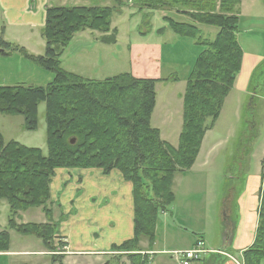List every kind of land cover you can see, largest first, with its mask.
Returning <instances> with one entry per match:
<instances>
[{
    "label": "trees",
    "instance_id": "16d2710c",
    "mask_svg": "<svg viewBox=\"0 0 264 264\" xmlns=\"http://www.w3.org/2000/svg\"><path fill=\"white\" fill-rule=\"evenodd\" d=\"M133 1L140 14L147 9L188 17L190 23H178L170 17H164V22L177 36L197 41L203 49L183 95L184 124L178 148L164 141L160 130L152 127L157 85L176 79H138L125 73L93 81L62 68V58L83 33L88 32L106 46H118V31L112 24L119 7H48L46 26L41 32L45 41L41 56L31 55L26 49L5 42L3 35L0 37V55L19 53L54 75L46 87L0 86V115L21 116L25 130L37 132L39 107L45 104L48 132L45 156L39 149L6 142L0 130V202H6L10 209V229L38 238L55 261L66 256L68 247L52 209L51 186L56 171L101 170L106 176L117 171L133 186L135 236L114 250L127 252L131 264H149L142 255L141 241L146 239L150 248L155 246L160 215L172 213L175 204L176 177L186 175L195 166L206 135L220 120L226 99L242 71L244 52L238 34L243 0ZM113 2L119 6L121 0ZM150 22L149 15L144 16V25ZM199 26L219 32L213 40H202ZM263 67L264 64L255 71V78ZM260 99H251L249 115ZM233 195L234 192L229 199L235 211L237 196ZM33 208L42 209L48 222L19 225L21 214ZM232 234L226 228L227 242L232 241ZM9 250V233H1L0 252ZM263 263L264 173L255 241L243 253V264Z\"/></svg>",
    "mask_w": 264,
    "mask_h": 264
},
{
    "label": "rangeland",
    "instance_id": "374dc122",
    "mask_svg": "<svg viewBox=\"0 0 264 264\" xmlns=\"http://www.w3.org/2000/svg\"><path fill=\"white\" fill-rule=\"evenodd\" d=\"M84 6L116 7V9L119 7L118 12L113 15L112 24V27L118 31L119 44L113 48L104 44H93L88 32L81 34L76 37L77 40L62 58V68L93 81H103L123 73L131 74L138 79L162 81L176 79V82H163L157 85V105L152 117V127L160 130L164 141L178 148L184 124L183 95L186 92L189 74L203 49L198 46L197 41L177 36L165 24L164 17H170L178 23H190V19L177 16L172 11L146 9L140 14L133 0H121L119 6H116L113 0H95L84 3ZM146 15H149L150 25H144ZM199 28L203 32L202 40H213L219 32L215 28L203 26ZM163 29V33L158 34L160 33L158 31ZM85 37H88L87 43ZM238 40L244 49L243 52L264 61L263 1L243 0ZM38 41L42 42L40 37ZM19 42L21 48L27 47L30 52L44 53L40 50L38 42L31 45L28 41ZM98 47L103 50L100 51ZM53 79L52 73L32 65L19 53L10 56L0 55V86L46 87ZM250 85L249 93L256 96L258 92L261 98L257 106L249 115L251 98L243 96L242 109L234 103V96L230 98L214 130L208 132L206 142L204 141L205 145L213 146L210 153H207L206 148L202 153L203 156H208V163L200 170L201 172L190 179L192 183H198L204 192L205 204L198 206L200 207L198 210L203 212L200 218L202 227L206 230L209 227L206 235L208 241L209 239L216 241L218 227L233 220L229 215V212H234L229 199L233 192V196L240 197L245 193L248 178L257 177L259 173L261 175L262 168L264 170V67L256 78L253 77ZM237 95H242L241 91H238ZM0 128L6 142L15 141L29 148L39 149L48 156L45 104L39 107L37 132H27L24 128V118L21 116L0 115ZM258 154L260 162L256 160ZM200 159L202 160V157ZM257 164L261 167L258 168ZM178 177H180L179 181L183 178L180 175ZM178 185L180 186V183ZM224 200L229 204L227 212ZM63 205L64 210L71 207L70 203ZM55 212L56 217L59 218V213ZM21 215L23 218L17 221L19 225H39L48 222L44 211L40 208L29 209ZM9 219L8 205L6 202H0V234L7 232L10 236V250L6 253L0 252V264H124V260L128 258L127 252L114 251L115 255L109 256L103 263V259L99 260L102 257L76 255H66L61 260L55 261L53 254L49 253L47 247L38 238L21 235L11 230ZM177 225H181L184 230L188 229L189 235L196 238L191 225L181 223ZM212 225H215V229L211 228ZM68 228L72 229L71 226ZM7 253H17V255ZM25 253L30 255H21ZM128 263L131 264V261L129 260Z\"/></svg>",
    "mask_w": 264,
    "mask_h": 264
},
{
    "label": "crops",
    "instance_id": "0c3cea01",
    "mask_svg": "<svg viewBox=\"0 0 264 264\" xmlns=\"http://www.w3.org/2000/svg\"><path fill=\"white\" fill-rule=\"evenodd\" d=\"M89 1L95 0H0V37L3 35L5 42L20 47L19 41H28L30 45L38 42L40 50L44 51L45 41L41 32L46 26L48 7H83L84 3ZM39 37L42 42L38 41ZM87 38H84L85 43L88 42ZM91 40L93 44H101L96 42L93 37ZM25 49L35 56H41L43 53L30 52L27 47ZM98 49L103 50L101 47ZM262 62L264 61L259 57H253L244 51L242 71L236 80L234 90L226 99L225 105L234 96V103L242 109L244 106L243 96L251 99L255 96L249 93V88L255 71L262 65ZM238 91H241L242 95H237ZM256 94L258 96V92ZM3 136L5 139L4 134ZM205 142L192 170L186 175H180L183 177L180 181V177H176L174 183L175 204L172 213L160 215L155 246L150 248L146 239L141 241L142 255L148 259L149 264H178L175 253L194 249L199 240L205 243L210 254L201 261L202 263L194 264H215L216 262L243 264V253L251 248L255 241L259 224L263 168L261 175L259 173L257 177L250 176L248 178L245 193L237 197V203L234 204L235 211L229 212L233 219L231 223L225 222V227L224 225L218 227L216 241L211 239L208 241L206 235H208L209 227L207 230L202 227L203 223L200 218H202L203 212L198 210L205 204L204 192L198 183L194 184L190 180L208 163V156H203L202 153L205 148L207 153H210L213 146L205 145ZM258 157L259 154L256 156L257 161H259ZM257 167L260 168L261 165L257 164ZM194 181L197 182L196 179ZM51 199L54 206V221L60 223L61 234L67 239L66 255L68 256L102 257L99 260L103 259V263L109 256L115 255L116 247L134 239L133 186L126 182L122 174L117 171L106 176L101 170H57L51 186ZM69 203L71 207L64 210L63 204L68 205ZM224 203H226L225 210L227 212L228 201L224 200ZM58 204L59 207H57ZM55 211L59 213V218L56 217ZM179 222L182 225H191L196 238L189 235L188 229L184 230ZM68 226H71L73 230ZM211 228L215 229V225H212ZM226 228L227 233H234L230 242H227L224 236ZM7 254L17 255V253ZM125 260L129 261L128 258ZM125 260L124 264H129Z\"/></svg>",
    "mask_w": 264,
    "mask_h": 264
},
{
    "label": "built area",
    "instance_id": "2783aa9c",
    "mask_svg": "<svg viewBox=\"0 0 264 264\" xmlns=\"http://www.w3.org/2000/svg\"><path fill=\"white\" fill-rule=\"evenodd\" d=\"M209 254L210 251L207 250L205 243L199 240L194 249L175 253V258L178 264H194L201 262Z\"/></svg>",
    "mask_w": 264,
    "mask_h": 264
}]
</instances>
